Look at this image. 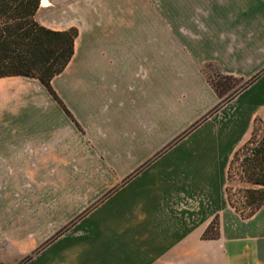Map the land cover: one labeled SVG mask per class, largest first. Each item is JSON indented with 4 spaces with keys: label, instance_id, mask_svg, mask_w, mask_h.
I'll return each mask as SVG.
<instances>
[{
    "label": "crops",
    "instance_id": "1",
    "mask_svg": "<svg viewBox=\"0 0 264 264\" xmlns=\"http://www.w3.org/2000/svg\"><path fill=\"white\" fill-rule=\"evenodd\" d=\"M35 17L79 34L58 97L0 77V263L264 264V204L245 218L227 190L264 123V0H42Z\"/></svg>",
    "mask_w": 264,
    "mask_h": 264
},
{
    "label": "trees",
    "instance_id": "2",
    "mask_svg": "<svg viewBox=\"0 0 264 264\" xmlns=\"http://www.w3.org/2000/svg\"><path fill=\"white\" fill-rule=\"evenodd\" d=\"M42 0H0V77L22 75L35 77L56 96L52 79L63 72L75 51L79 30L75 27L59 31L47 28L36 20ZM220 92L222 82L215 84ZM242 158V159H241ZM241 159V180L249 184L242 204L248 212L231 206L243 217H250L264 204V123L257 120L251 136L235 152L229 169ZM219 218L204 233L205 238L219 236ZM4 264V263H0Z\"/></svg>",
    "mask_w": 264,
    "mask_h": 264
},
{
    "label": "rangeland",
    "instance_id": "3",
    "mask_svg": "<svg viewBox=\"0 0 264 264\" xmlns=\"http://www.w3.org/2000/svg\"><path fill=\"white\" fill-rule=\"evenodd\" d=\"M221 83V80H219ZM229 80L224 81L222 83L229 84ZM242 159V158H241ZM239 159L235 162L234 167H233V173L232 177L229 178L228 175V188H229V194L231 195L232 201L234 204L239 207V209L244 210V213L248 212V208H246L243 204L242 201L244 200V190L249 187V184L244 183L241 180V162L242 160Z\"/></svg>",
    "mask_w": 264,
    "mask_h": 264
}]
</instances>
